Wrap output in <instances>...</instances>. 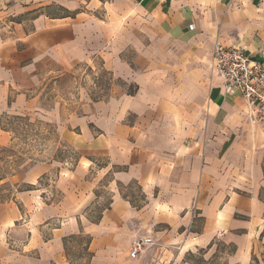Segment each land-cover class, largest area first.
I'll return each mask as SVG.
<instances>
[{
	"label": "crops",
	"instance_id": "obj_1",
	"mask_svg": "<svg viewBox=\"0 0 264 264\" xmlns=\"http://www.w3.org/2000/svg\"><path fill=\"white\" fill-rule=\"evenodd\" d=\"M32 2L68 12H38L0 34V115L27 99L21 89L42 61L99 55L132 89L113 85L84 108L100 133L83 126L90 145L82 153L107 158L98 173L112 174L109 204L92 220L80 213L94 200L85 192L68 214L33 198V187L21 209L0 202V264H80L66 246L80 233L88 264H194L197 252L264 264V121L225 91L213 57L216 45H236L264 64V0H0V18ZM86 159L74 175L87 172ZM131 183L139 201L124 191ZM146 236L153 243L130 257L131 243Z\"/></svg>",
	"mask_w": 264,
	"mask_h": 264
},
{
	"label": "rangeland",
	"instance_id": "obj_2",
	"mask_svg": "<svg viewBox=\"0 0 264 264\" xmlns=\"http://www.w3.org/2000/svg\"><path fill=\"white\" fill-rule=\"evenodd\" d=\"M38 12L63 16L68 10L57 3L44 8L32 2L31 10L0 18V34L11 35L15 24ZM33 77L30 86L21 89L27 99L11 104L0 115V134L6 136L5 143L0 145V202H16L21 209L24 202L21 196L27 193L24 189L33 187V198L61 205L68 214L75 209L72 207L75 198L85 192L94 196V200L80 213L95 220L110 202L112 174L98 173L107 163L105 156L82 153L90 145L79 136L83 126L88 124L94 136L100 133V122L86 114L84 108L87 103L107 99L113 85L128 90L132 86L113 78L99 55L64 66L42 61ZM15 94L16 90H11L9 100L13 101ZM90 118L92 122L87 121ZM126 121L131 124L130 115ZM86 158L92 162L87 172L83 176L74 175L72 170L77 164L86 167ZM35 172L41 175L35 177ZM124 191L139 201L140 189L136 184L131 183ZM87 238L80 233L67 240V253L72 261L88 264ZM192 258L194 264H226L219 257L207 260L201 252Z\"/></svg>",
	"mask_w": 264,
	"mask_h": 264
},
{
	"label": "built area",
	"instance_id": "obj_3",
	"mask_svg": "<svg viewBox=\"0 0 264 264\" xmlns=\"http://www.w3.org/2000/svg\"><path fill=\"white\" fill-rule=\"evenodd\" d=\"M213 57L215 71L219 73L225 91L242 96L254 117L264 121V64L252 60L236 45H216ZM152 243L149 236L136 238L131 243L129 256H137Z\"/></svg>",
	"mask_w": 264,
	"mask_h": 264
}]
</instances>
